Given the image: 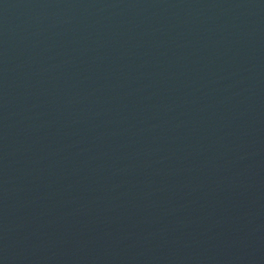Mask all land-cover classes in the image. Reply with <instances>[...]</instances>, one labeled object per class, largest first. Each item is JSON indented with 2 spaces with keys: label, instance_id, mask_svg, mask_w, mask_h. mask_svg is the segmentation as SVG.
Masks as SVG:
<instances>
[{
  "label": "water",
  "instance_id": "95a60500",
  "mask_svg": "<svg viewBox=\"0 0 264 264\" xmlns=\"http://www.w3.org/2000/svg\"><path fill=\"white\" fill-rule=\"evenodd\" d=\"M0 264H264V0H0Z\"/></svg>",
  "mask_w": 264,
  "mask_h": 264
}]
</instances>
